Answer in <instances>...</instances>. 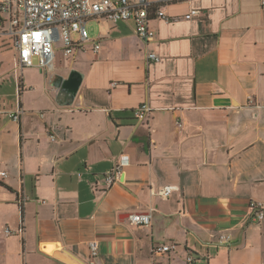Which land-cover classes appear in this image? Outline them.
I'll list each match as a JSON object with an SVG mask.
<instances>
[{
  "label": "crops",
  "instance_id": "1",
  "mask_svg": "<svg viewBox=\"0 0 264 264\" xmlns=\"http://www.w3.org/2000/svg\"><path fill=\"white\" fill-rule=\"evenodd\" d=\"M147 1L153 40L133 21H88L89 42L70 57L58 43L50 71L19 69L0 36V264H66L55 252L92 264V240L94 264H264V218L249 208L264 203V4ZM146 212L150 225L130 223Z\"/></svg>",
  "mask_w": 264,
  "mask_h": 264
},
{
  "label": "built area",
  "instance_id": "2",
  "mask_svg": "<svg viewBox=\"0 0 264 264\" xmlns=\"http://www.w3.org/2000/svg\"><path fill=\"white\" fill-rule=\"evenodd\" d=\"M264 4V0H262ZM200 11L191 10L185 19H192L200 15ZM159 19H165L163 11L155 12ZM151 5L147 0H0V36L12 39L16 52V65L19 69L38 67L50 71L53 68L54 52L58 43L62 46L65 56H74L89 42L85 25L88 21L108 19L114 22H134V31L142 41H151L154 32L149 28ZM77 36V39H74ZM99 45H94V52H98ZM148 61L158 62L155 54L147 56ZM251 103V101H250ZM264 105H257L262 107ZM152 109L147 104H141L133 110L134 118L142 122L148 118ZM22 111L9 113V118L19 120ZM181 127V122H176ZM54 141V136L50 135ZM127 162L126 157L119 158L115 167L106 172L104 177L108 185H112L119 179L121 167ZM1 177L7 174L0 172ZM176 188L166 186L157 193L163 199H167ZM19 205L25 202L21 197ZM251 216L255 221L264 218V203L251 201L249 203ZM150 213H135L129 216L133 225H150ZM5 235L12 234L9 229ZM21 233V231H19ZM228 235H219L218 243L228 242ZM171 246H163L154 251L163 254L171 250ZM89 255L92 264L98 256V243L95 240L89 242ZM188 264L192 259L188 257Z\"/></svg>",
  "mask_w": 264,
  "mask_h": 264
},
{
  "label": "water",
  "instance_id": "3",
  "mask_svg": "<svg viewBox=\"0 0 264 264\" xmlns=\"http://www.w3.org/2000/svg\"><path fill=\"white\" fill-rule=\"evenodd\" d=\"M80 81L81 75L76 71H71L68 78L65 80L64 85L69 89L72 94H75L80 86ZM53 256L66 264H75L64 253L55 252Z\"/></svg>",
  "mask_w": 264,
  "mask_h": 264
}]
</instances>
